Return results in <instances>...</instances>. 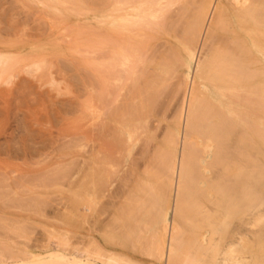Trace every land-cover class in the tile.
I'll list each match as a JSON object with an SVG mask.
<instances>
[{
  "label": "rangeland",
  "instance_id": "obj_1",
  "mask_svg": "<svg viewBox=\"0 0 264 264\" xmlns=\"http://www.w3.org/2000/svg\"><path fill=\"white\" fill-rule=\"evenodd\" d=\"M184 2L186 3L187 1L181 0L177 7L184 5ZM214 2L218 3L219 0H214ZM113 3L114 0H109V4L108 0H0V52L15 54L20 64L17 74H19L20 78L26 79V81H32V83L27 81L23 85H26V87L31 84L36 85L39 88L36 90L37 92L41 93L43 91L42 98L44 101L46 100L45 98H48L45 104L42 103L43 107L42 105L35 106L36 104L30 101L32 102L30 106L33 107V116H35L31 118L33 121L29 119V124L26 125L27 122L24 115L26 112L24 109L20 110L19 108V106L25 105L24 103L21 105L23 99L20 91L16 92V90H13L16 94L13 97H7V100L0 97V263L12 264L21 259L24 260L28 255L47 257L49 256L48 254L60 252L70 259L89 260L90 262L92 261L91 263L95 262L97 264H104L107 262V258L114 257L117 259L119 256L120 262L122 260L121 264H194V260L199 256L204 258L206 255L205 248L208 246L209 241H207V244H203L201 240L202 235H206L210 239L207 231L211 232V230H209V227L205 228L204 223L208 219V215L211 216L212 214L214 216L217 211H214L216 205L221 203L223 206L229 205L230 201L234 200L232 199L234 194V197L238 200L237 202L241 203L239 205L240 209L244 211L246 206L249 205L246 200L243 201L244 203L241 202L243 189L240 184L242 185L245 181H247L245 189L251 187L255 198V203L252 204L253 209L258 206V209L255 208L256 212H253V214H256L255 216L262 214L260 215L261 219L254 227H249L247 224L251 218L249 213H246L247 219L241 216V220L238 219L230 226L228 231L230 235L226 236L228 242H226L224 249L227 250L230 244H233V249L241 252L243 251L244 242L248 244L264 242V149L261 146L264 138V126L262 125L264 124V94L262 93L263 87L257 79L254 81L252 79L251 83H249L247 82L248 75H241L238 78L241 87L236 92L238 93L237 97H233L237 101L233 108L237 109L239 107L237 110L243 115H241V124L244 126H240V129L237 128L236 132L232 129L233 135L230 140L233 139L234 141L232 140V143L227 145L228 147H224L229 152L227 151L224 155L222 163L233 165L232 168L237 167V165H245L246 168L243 171L241 170L242 176L239 178L238 184L235 183V178L226 176L222 179L219 176L224 172V166L218 167L219 172L217 169L214 170L218 174L213 177L207 173L205 174L203 170L201 171L199 166L198 171L195 173V180L189 181L184 189L179 190L181 189L179 188L180 183L182 184L179 178L181 173L180 163L182 162L186 142L192 139V146L196 147V149H193L191 146L192 150L198 151L200 158H203L201 145L205 144L210 136L208 129L210 123L207 121L211 113L216 110L214 102L209 103L207 101L206 103L205 109L208 110L204 111V114L206 112L209 113L212 107L214 108L209 115L206 113L207 117H209L208 120H206V115L204 116L203 114L204 119L202 118V122L201 118L195 120V123L203 124L197 133L195 130H192V132L187 127H184L186 124L184 116L182 117L179 129L181 135L177 142L179 145L173 147L174 155L177 152L174 176L169 173L170 170H166L168 168L167 164H169L167 160L169 159L165 157V150H168V147L164 145V142L166 144L168 140V126L173 125L181 110L186 109V103L183 106L186 97V85L189 83L188 85L190 86L191 83L186 79L187 70H185L177 56L181 52L186 55L182 48L184 45L181 40L179 41L180 37L176 39L178 34L176 31H172V26L168 24L169 20H162L161 22L163 23L161 24H163V27L161 28L146 29L144 37L142 36L144 39L140 40H149L150 42L145 41V44H143V41L142 44L152 47L151 51L144 62L142 61L140 65H136V69L135 66L132 67L134 69L126 74V81L124 80L122 87H119L120 92L117 91V96L112 98L115 103L110 108H123L126 105L131 108L132 105L140 102L138 96H142L143 106H145V116L141 120L143 123L139 121L140 119L136 121L138 119L136 114L135 117H132L133 113L129 116L121 117L119 116L120 114L116 113V121L119 124L113 123L108 132L103 129L110 140L107 138L104 140L105 135L103 132L101 135L104 142L106 141L108 144L110 142L109 148L114 154L102 155L105 156L102 158L98 153V146L101 144L98 136L100 135V129L98 128L101 125L97 122V115L99 116V114H96L98 112V104L96 103L97 74H95V64L96 54L98 53L95 47L97 46L95 33L100 28L109 30L110 19L108 17L110 15L107 14L112 11ZM191 7L189 6L188 8ZM166 25L167 28L165 27ZM181 28L180 23L175 30L179 32ZM208 28H210V24L207 22L200 38L201 40L198 41L199 45H197L198 62L201 59V62H204L209 55H212L211 51L213 52L211 43H213L212 37L215 36L211 35V38L208 37L210 36L208 31L211 33ZM167 29L171 30L172 33L170 35L175 40L166 38L170 39L174 45H172L173 43L168 44L163 38L161 39L162 41L159 40L157 42L151 40V38L157 37L159 34L168 35ZM16 30L19 31V35ZM28 33L31 34L29 35ZM258 42L261 47H264V41L259 40ZM226 43L224 42V44ZM163 56L166 57L170 65H168L167 74L163 75L167 83L163 88L159 89L164 91L160 96L153 85L160 77L159 73L155 71V67L157 63L162 65L164 62ZM38 66L40 70L36 71ZM196 66L197 64H193V69H196ZM31 71H34V75L30 73ZM52 81L57 84L52 85ZM10 86L6 84L1 87L0 85V89H10ZM34 87L30 90H33ZM136 90L141 92L136 94L134 92ZM36 91L33 90L32 93L35 94ZM27 93L29 95L30 92ZM226 94L232 97L234 93L226 92ZM44 96L46 97L44 98ZM32 97L29 100L36 99L35 96ZM135 97L137 99L134 100ZM156 97L158 98L156 99ZM5 100L11 105H8ZM47 101H50V103ZM156 101L157 104L153 105ZM150 105L153 109H150ZM3 106L6 113L11 111V113L7 114L9 120L4 115L5 112L1 110ZM5 106L11 107L12 110L11 108H9L10 110L6 109ZM147 106L149 107L148 110H146ZM225 108H228V106L225 105ZM246 114L249 116H245ZM36 117L38 119H35ZM260 117L263 118L259 120ZM123 119L125 123H123ZM135 123L138 124L135 125ZM220 123V121L216 122L218 125ZM230 124H233L232 119L231 121L229 119L226 124L227 133L230 130ZM30 125H34L33 130L43 129L41 132L46 135V141L43 136L44 144L42 142V145L39 144L40 139H32L33 136L28 134L30 132L27 128ZM138 127H141L140 132H138ZM132 132L133 134L135 132V135ZM108 133L109 135H107ZM136 133H139V135ZM129 134L132 136L131 139L128 137ZM121 135L123 139L120 137ZM196 136L199 138L197 139ZM26 137L27 139L29 137L27 142L25 141ZM21 138L24 139L23 142ZM119 140L121 141L119 142ZM34 142L39 143L34 144ZM198 142L201 143L200 146ZM238 142L241 143V146L239 151H236V147L240 145ZM22 143L26 144V146L28 143L31 147H27L30 149L27 152L29 154L27 159L22 154V149H24L22 146L24 144ZM129 146L132 149L131 155L128 153V150H130L128 149ZM41 147H46V151L44 150L43 153L35 155V150ZM10 148L12 149L10 150ZM175 148L178 150L175 151ZM256 149H259L260 154ZM140 151L144 152L141 153L142 157L139 154ZM161 151H163V154ZM14 152L16 154L13 156ZM158 153L161 155L159 156ZM261 157L262 159H259ZM207 161L210 162L211 159ZM94 162L98 168H96ZM102 162H105V166ZM93 168L97 170V172L95 170L96 175L93 172ZM232 168L229 167L228 169ZM86 169L90 170V172H87ZM84 172L90 173L89 176L92 177L90 178ZM84 174L89 179H84L86 177ZM105 175L106 177H104ZM93 178L96 180L95 183ZM81 180L83 182L80 183L87 184L83 185L85 186L83 189L80 187L82 184L80 185L79 183ZM229 182L230 184H228ZM169 184H171V187ZM167 185L171 189H167ZM91 187L92 189H90ZM163 187L167 189L164 188L165 193ZM209 193L215 195L213 196ZM79 194L81 197L78 196ZM220 194L222 197H220ZM168 196L170 199L168 201L169 204L167 202ZM177 198L179 199L176 200ZM223 201L224 203L226 202L225 205ZM79 203H81V206ZM222 205L220 206L222 207ZM83 209L89 210L86 212L88 214L85 213L87 216L86 220L82 218ZM80 219L85 220L86 231L81 230V228H84L82 226L84 223ZM165 222L168 224L166 231L164 230ZM173 226L179 232H174V238V233L172 234ZM92 227H95L96 230L95 228L92 229ZM176 232L179 236H177ZM234 235L236 236L234 237ZM160 239H162L161 241L164 239V243L162 242L164 244L162 254L157 247L159 245L154 244L155 242L160 243ZM170 248L175 252H170ZM95 250L96 252L98 251L99 255L101 252L103 258L100 259L102 256L100 255L99 257ZM177 252L180 253L176 254ZM89 253H92V256ZM88 255L90 258H88ZM91 257L94 258L92 259ZM171 257H176V259H173L175 261L171 262ZM98 258L100 261L97 262ZM186 258L187 261L184 262ZM117 260L119 261V259Z\"/></svg>",
  "mask_w": 264,
  "mask_h": 264
},
{
  "label": "bare ground",
  "instance_id": "obj_2",
  "mask_svg": "<svg viewBox=\"0 0 264 264\" xmlns=\"http://www.w3.org/2000/svg\"><path fill=\"white\" fill-rule=\"evenodd\" d=\"M186 1L187 2L186 3L184 2V5H182L181 7L178 8L177 6H179V4L181 3V0H121V1L120 0H114L113 4L115 6L113 5L112 11H109L108 12L109 14H107V15H110L108 17L110 19L109 20L110 21L109 30H105V28H100L98 30V28H97L98 31H97V33H95V35H96L95 42L97 43V46H95V47L97 49L98 54H96L97 59H96V64H95V68H96L95 74H97L96 75V80H97L96 81L97 82L96 103L98 104V107H97L98 112H96V114L97 113L99 114V116L97 115V117H98L97 122L101 125V127H99V128H98L99 124L97 126V128L100 129L99 130L100 135H98V136L101 140V144H99V146H98V150H99L98 153L101 156L102 155L107 156L108 154H111V153L114 154L113 151L111 150V148H109L110 142L107 141V142H109V144L106 143V141L104 142L102 140L103 136L101 137V135H102V132L104 133L103 129L108 132V130L111 129L113 123H118L116 121V119H117L116 113H118V115L120 114L119 116H121V117L126 116V115L129 116L131 113L134 114L132 117H135V114H136L137 118H138L137 120L135 119L136 121H138L139 119H140L139 121L144 119V116H145L144 107L145 106H143L142 96L141 97L138 96V99L140 102H138V104L136 103V104L132 105L131 108L129 105L123 106V108L117 107L114 109L110 108V107L114 106L115 100L114 99L112 100V98L114 96H117L116 92L119 91V87L123 84V82L126 81L125 80L126 74H128V72H130V70L134 69L132 67L135 66V69H136V65L138 66L142 63V61L144 62L148 53L151 51L152 47H150L148 45H143V44H145L146 40L145 41L143 40L144 42L142 40H140L144 37L143 35H145L144 33H145L146 29L150 30V28L156 29V27H157V29H158V27H160V28L163 27L162 26L163 24H161L163 22H161V21L165 19V21L166 20L170 21V23L168 21V24L172 26V28H171L172 31L177 32L178 35H177L176 39H179L178 37H180L181 39H179V41L181 40V42L184 45V47H182V48H183V52H186V55H184L181 52L177 56L179 58L178 60H180V62H182L185 70H187L186 79L188 80V82L189 81L191 82L190 86L188 85L189 84L188 82H187L188 84L186 85V97H185V102L183 104V106H185V103H186V109L183 107L184 109L182 108L183 110H181L180 114L175 118V122L173 123V125L168 126V128H169V133L167 135L168 140L166 141V144L164 142V145H166L168 147V148L165 147L168 150H165L166 154L165 153L164 154L166 156L165 155L164 156L169 159V160H167L169 164H167L168 168H166V170H168V171L170 170L169 173L170 174L172 173V175L174 176L175 165H176V161H177L176 160V158H177L176 153L177 152H175V155H174V153H173L174 148L173 147H176L177 145H179V144H177V142L180 139L179 136L181 135L180 134L181 132L179 129H180V121H181L182 117L184 116V120H185V124H186V126H184V127H187L191 131L195 130V132L197 133V131L201 128V126H203V124L195 123V120H197V119L199 120L201 118V122H202V118L204 119V116L207 113L206 112L204 114V111L208 110V109H205L207 101L209 103L214 102V106H215L216 110L213 113H211L210 118H209L207 116L210 114V112H212V110H214L213 107H212L213 109L211 108V111L209 108L210 112L207 113L208 115L205 116L207 118V119L205 118L206 120H208V118H209V120L207 122L210 123V125L208 127L210 136L208 137L205 144L201 145L203 148V150H202L203 158H200V153L198 151L192 150V148H191V146L193 145V141L191 142L192 139H189L186 142V147L184 148V151H183L182 162L180 163L181 173H180L179 178L182 181V184L180 183L181 187L178 185L179 188H181L179 190L181 191L182 189H184L187 186V183L189 181L195 180V173H196V171H198L199 166H200L201 171L203 170L205 172V174L207 173V174H209V176L212 175V177L218 174V173H215L214 170L217 169V171L219 172V168H220L219 166H224L223 171L225 173L223 172L219 176L222 177V179H224V177H226V176H228V178H229V176H230V178H235V183L238 184L239 178L242 176L241 170L243 171L246 167L244 164H242V165H239V166L237 165V167L232 168L233 165L230 166V164L228 165L227 163L223 164L222 163L224 161L223 157L228 151V149L224 148V147L227 146L228 144L232 143L233 139L230 140V138L233 135L232 129L235 131L240 126H244L241 124V122H242L241 115L242 114L239 110H237L239 107L237 109L233 108V106L237 103L236 98H233V97H237L238 93H236V92H238V90L241 87V84L238 81V78L241 75L247 74L248 75V81L247 82L251 83L252 79H253V81L257 79L259 81V84L263 87L262 93L264 94V47H261L259 42H258L259 40L264 41V0H219L218 3H215L214 0H198V1L186 0ZM194 1H195V3H193ZM108 4H109V0H108ZM189 6H192V7L188 8ZM176 8H178V9H176ZM105 13H107V12L105 11ZM167 14H168V16L166 17ZM207 22L210 24V28H208V30H210V32H211V33H209V31H208V34L210 35L208 37L211 38L212 37L211 35L215 36V37H212L213 43H211L213 52L211 51L212 55L211 56L209 55L208 59H206V60L203 59L204 62H201L202 59H201V61L199 60V62H198L199 58L197 57V53H196V51L198 49L197 45H199L198 41L201 40L200 38L202 36V33L205 29V24ZM180 23H181L182 28L178 32L177 30H175V28L178 24L180 25ZM167 25L165 26L166 28H167ZM12 29H11V31H12ZM169 29H167L169 32L168 35H166V34L160 35L159 34V36H157V37L155 36L154 38H151V40H154L155 42H157L163 38V40L167 41L168 44L169 43L172 44L173 42L168 38H172L173 40H175V39L173 37H171L170 34L172 32H171V30L169 31ZM179 29H180V27H179ZM6 31H7V29H6ZM17 31L18 30H16V32ZM24 31H26V30L24 29ZM206 32H207V30H206ZM17 33L19 35V31ZM157 33H158V30H157ZM179 34H181V35L179 36ZM29 35H28V37H29ZM146 35H147V33H146ZM166 37H168V38H166ZM31 38H33V37L31 36ZM208 40H210V39H208ZM142 42H143V44H142ZM146 42H150V41L148 40ZM224 42L225 43L227 42V43L224 44ZM205 43H207V42H205ZM172 45H174V43ZM211 46H210V48H211ZM180 48H181V46H180ZM184 49H185V51H184ZM16 58L17 57L15 56V54H11L8 52H0V85H1V87H2V85H6V84L11 85L10 89H8V88L7 89L6 88L0 89V97L2 99L7 100V97H13L17 91H20V94H22V96L21 95H19V96H21V98L23 99L21 105H23V103L25 105L20 107L18 104V106H19L20 110L24 109V111L26 112V114H24V115L26 117V122H27L26 125H28L29 124L28 120L30 119L33 121V119H31V118L32 117L34 118V116H35V115L33 116V110H32L33 107L30 106V103L33 102V104H36L35 106H41L42 105V107H43L44 105L42 103L45 104V101L48 98H45L46 96H44V98L46 99L44 101V99L42 98V95H43L42 92L43 91L41 93L37 92L36 90H38L39 88H37L36 85L31 84L33 87L34 86L36 87V88L34 87V89H33L36 91L35 94L32 93L33 90H30L33 88L31 85L30 86L28 85L27 87H26V85H23L27 81L30 83H32V81H29V80L26 81V79H24V78L22 79L19 77V74H17V72L20 69V68H18V66L20 64ZM163 59H164L163 63H165V64L163 65V63H162V65H159V63H157L156 67H155V71L159 73L160 77L156 82H154L153 87H155V89L158 90L157 92L159 93V95L161 93H164L163 90H159V89L163 88L165 86V84L167 83V80L164 79L163 75L167 74L168 65H170L169 62L166 60L165 56H163ZM193 64H195V65L197 64L196 69H193ZM28 70H29V68H28ZM38 70H40L39 66L37 67L36 71H38ZM33 72L31 71L30 73L33 74ZM133 72H135V71H133ZM27 74H29V72H27ZM16 78L18 81L16 80ZM55 79H56V77H55ZM15 80H16V82H15ZM52 82H53L52 85L57 84L55 81H52ZM13 90H16V92L14 93ZM241 90H243V89H241ZM27 92H30L29 95H27L28 94ZM134 92H136V94H137L138 92H141V91L136 90ZM226 92H230V93L233 92L234 94H233V96L230 95L232 97H229L226 94ZM18 94H19V92H18ZM31 95L35 96L36 99L34 98L35 100H32V99L29 100V98H33ZM125 97H127V96L125 95ZM157 98L158 97H156V99ZM135 99H137V98L135 97L134 100ZM156 99H154V100H156ZM237 99H239V98H237ZM6 100H5V102H6ZM10 100H11V98H10ZM128 100L130 101V99H128ZM30 101H32V102H30ZM5 102H4V104H5ZM11 102H12V100H11ZM150 102H151V99H150ZM228 102H229V104H228ZM6 103L8 104V102H6ZM48 103H50V101ZM53 103H55V102H53ZM154 104H157V101L155 103H153V105ZM253 104H254V102H253ZM225 105H227L228 108H225ZM48 106H47V108H48ZM148 106H147L146 110H148V108H149ZM151 107L152 106L150 105V109H153ZM209 107H210V105H209ZM9 108H11V107H6V109H9ZM4 109L5 108L3 106V109H1V110H3L5 112L4 115H6V117H7V114H9V112L11 113V111H8V113H6V111ZM105 109H107V110L105 111ZM11 110H12V108H11ZM17 110H19V109H17ZM221 113H223V114H221ZM24 115H23V117H24ZM247 115L248 114H246L245 116H247ZM123 118H125V117H123ZM131 118H130V120L133 119V118L132 119ZM261 118H263V117H260L259 120ZM35 119H38V118L36 117ZM35 119H34V121H36ZM229 119H230V121L232 119L233 124L232 125L230 124L231 127L229 128L230 130L227 133L226 132V130H227L226 124L229 122ZM255 119H257V118H255ZM7 120H9V116L7 117ZM7 120L5 119V121H7ZM130 120H129V122H131ZM206 120H205V122H206ZM217 121H220L221 123L218 125V124H216ZM120 122H122V121H120ZM141 122L143 123V121H141ZM247 122H248V118H247ZM38 123H39V121H38ZM123 123H125L124 119H123ZM136 124H138V123H135V125ZM121 125H122V123H121ZM262 125L264 126V124H262ZM33 126L34 125H32V126L30 125V127L27 126V127H29L27 129L30 132L28 134L33 136V137L31 136L32 139H34V138H35V140H36V138L40 139V141H39L40 143L38 142L39 144H41V142H42V144H44L46 141V135L44 134V132H41L43 129L40 128L38 130H33L34 129ZM135 128H136V126L134 127V130H135ZM140 129H141V127L138 129L139 131L138 130L137 131L140 132ZM96 132H97V130H96ZM109 133H110V131H109ZM109 133L107 135H109ZM97 134H99V133H97ZM119 134H120V132H119ZM132 134H133V132H132ZM136 134L139 135V133H136ZM104 135L106 136L105 133H104ZM133 135H135V132ZM43 136L45 137V141L43 139L44 138ZM105 136H104V140H106V138H107V136L106 137ZM29 137H28V139H29ZM117 137L119 138V136H117ZM120 137L122 138V135ZM128 137L131 139V137H132L131 134H129ZM236 137H237V135H236ZM196 138L198 139L199 137L196 136ZM28 139L26 137L25 141L27 142ZM107 139L110 140V138H107ZM23 140L24 139H22L21 141L23 142ZM96 140H97V138H96ZM120 141L121 140H119V142ZM30 142H31V140H30ZM32 143H33V141H32ZM38 143L34 142V144H38ZM105 143H106V145H105ZM262 143L263 144L261 146H262V149H264V138H263ZM22 144H24V143H22ZM50 144H51V142H50ZM198 144L200 146L201 143L198 142ZM238 144H240L238 147L235 146L236 151H239V148L241 146L240 142H238ZM22 146L24 148V149H22V152H23L22 154L27 159V158H29V154L27 152H29V150H30L27 147L28 146L30 147V145H28V143H27V146H26V144H24ZM115 147H116V145H115ZM130 147L131 146H129V148L128 147L127 148L130 149ZM45 148L46 147H41L38 150H35V155H39V154L43 153ZM11 149L12 148H10V150ZM113 149H115V148H113ZM140 149L142 150V148H140ZM193 149H196V147L195 148L193 147ZM120 150H121V148H120ZM176 150H178V149L175 148V151ZM257 150L259 152V149H256V151ZM128 151H129L128 153L131 155L132 149H130ZM163 151H164V148H163ZM163 151H161V153ZM142 152L143 151H140L139 154H141ZM7 153H8V151H7ZM145 153H146V151H145ZM15 154L16 153L14 152L13 156ZM17 154H18V152H17ZM259 154H260V152H259ZM160 155L161 154H159V156ZM253 156H251V157H253ZM103 157H105V156H102V158ZM141 157H142V154H141ZM163 157H162V160L165 162V159H164L165 157L164 158ZM210 159H211L210 162L207 161ZM259 159H262V157ZM98 160H96V161H98ZM78 163H80V162H78ZM102 163L104 164L105 162H102ZM254 163H255V161H254ZM100 164H98V165H100ZM95 165H96V163H95ZM43 166H45V165H43ZM104 166H105V164H104ZM91 167H93V166H91ZM229 167L232 169H228ZM96 168H98L97 165H96ZM96 168H93L94 171L92 169L94 174H95ZM81 170H82V168H81ZM79 171H80V169H79ZM88 171L90 172V170H87V172ZM239 171H240V173H238ZM96 172H97V170H96ZM85 174H87V173H85ZM89 174L90 173H88L87 175L89 176ZM91 174L93 175L92 172H91ZM100 174H101V169H100ZM85 176H83V177H85ZM89 177L86 176L84 179H87V178L89 179ZM104 177H106V175ZM99 178H100V176H99ZM249 178H251V177H249ZM82 180L79 181V183L83 182ZM99 180L101 181V178ZM95 181L96 180L94 179V183H95ZM84 182H86V181H84ZM246 182L247 181H245L242 185L240 184V187L243 189V194H242L243 197H242V199L240 198L241 202H243L244 200H246V202H249V205L247 204L248 206H246V208L244 206V208H245L244 211H243V209H240L239 205L241 203L239 204L237 202L238 200L234 197L235 196V194H234V195H232V199H234V200L230 201L229 205L223 206L221 203L220 204V205H222V207H221L220 205L217 204L219 206V208L216 205L217 208L215 207L214 211H216V210L217 211L214 214V216H212V214H211V216L208 215L207 220L204 218L206 220L204 223V226H205V228L209 227V230H211V232L207 231V235L208 234L210 235V239H208L206 237V235L205 236L202 235L201 241H203V244L204 243L207 244V241H209V244H208V246L206 245L207 247L205 248V250L207 252L205 251L206 255L204 256V258H203V256L198 255L199 257L197 256L198 258L196 260H194V262H195L194 264H264V242L258 243V244H254V243L248 244V243L244 242L243 243V251H241V252H237L236 250H234L233 246H232L233 244L232 245L230 244V246L227 248V250L224 249L225 248L224 246H226V242H228L226 239V236L230 235V234H228V231L230 229V226L235 221H237L238 219L241 220L242 217H245V219H247L248 217L246 218V216H247L246 213H249V216L251 218L249 219L247 224L249 225V227H254L257 224V222L261 219L260 215H262V214H259L257 216H255L256 214L255 215L253 214V212H256L255 208L258 209V206H256V207L254 206L255 208L253 209L252 204L255 203V198L252 194V188L251 187H248L247 189H245L247 187ZM256 182H257V180H256ZM89 183H90V180H89ZM81 184L82 183H80V185ZM84 184H82V186H80V185L79 186L82 187V189H83L85 187V186H83ZM193 184H191V185H193ZM228 184H230V182ZM85 185H87V184H85ZM170 185L171 184H169V186ZM90 186H91V183H90ZM86 187H88V186H86ZM217 187H218V185H217ZM164 188L165 187H163V189ZM168 188L169 187L167 185V189ZM79 189H81V188H79ZM90 189H92V187ZM96 189H97V186H96ZM96 189H95V191H96ZM165 189H164V193H165ZM169 189H171V188H169ZM81 191H83V190H81ZM214 191H215V188H214ZM219 192H220V189H219ZM222 192H223V190H222ZM263 192H264V190H263ZM93 193H95V192L93 191ZM164 193H163V195H165ZM209 194L213 195L211 193H209ZM169 195H170V193H169ZM78 196L81 197L80 194ZM89 196H90V193H89ZM178 197H180V195H178ZM220 197H222V195ZM87 198H89V197H87ZM210 198H212V196H210ZM163 199H164V197H163ZM178 199L179 198H177L176 200H178ZM215 199H216V197H215ZM169 200L170 199L168 196L167 202ZM219 200H220V198H219ZM187 201H188V199H187ZM187 201H186V203H187ZM225 203L223 201L224 205H225ZM79 204L81 206V203H79ZM168 204H169V202H168ZM87 206H86V208H87ZM103 206L105 207L104 204H103ZM189 207L191 208V206H189ZM241 207H242V205H241ZM76 209H77V206H76ZM88 209L91 210V208H89V207H88ZM88 209H83L82 218L85 220L87 218L86 214H88V213H86V212ZM173 212H174V210H173ZM192 212H191V215H192ZM70 214H72V213H70ZM76 214H78V213H76ZM80 220H82V219H80ZM84 221H83V223H84ZM95 221H97V220H95ZM90 222H92V221H90ZM84 225H85V223L82 225L84 228H81V230L86 231V229H85L86 226H84ZM95 225H96V223H95ZM95 225H93V226H95ZM164 226H165L164 230L166 231L168 224L165 222ZM94 228L92 227V229H94ZM176 229L177 228L175 226H173L172 234L175 231H177ZM95 230H96V228H95ZM97 230H98V228H97ZM87 231H88V229H87ZM178 233H177V236H179ZM174 235H175V233L173 234V238H174ZM235 236L236 235H234V237ZM231 239H232V236H231ZM157 240H159V239H157ZM161 240L162 239H160V241ZM228 240H230V239H228ZM97 241H99V240H97ZM163 241H164V239H163ZM163 241L160 242L161 244L156 243V242L154 243V244H157L161 247V249H160V247L157 246L158 249L161 250L160 251L161 254L163 253V248H164L163 247V245H164ZM239 241H237V242H239ZM95 252H96V250H95ZM95 252H94V254H95ZM170 252H175V251L172 248H170ZM92 253H89V254L91 255ZM178 253H180V252H177L176 254H178ZM96 254L100 257L101 252H100V255L98 254V251L96 252ZM122 254H121V256H122ZM48 255L49 256H47V257H42L41 255H28L24 260L21 259L17 262L14 260L15 262L12 264H97L95 262L91 263L92 261L90 262L89 260L83 261V260H79L77 258L70 259V258L66 257L65 255H63V253L61 254L60 252H55V253H51ZM101 256L102 257H100V259L103 258V254ZM88 258H90V256ZM91 258L93 259L94 257H91ZM174 258L176 259V257H174ZM174 258L173 257L170 258L171 262L175 261V260H173ZM100 259L98 258L97 262L100 261ZM117 259H119V261ZM117 259L114 257L113 258H107V262H105L104 264H121L122 260L120 262V256ZM186 261H187V258L184 262H186ZM179 262H180V260H179ZM0 264H6V263L2 262Z\"/></svg>",
  "mask_w": 264,
  "mask_h": 264
}]
</instances>
